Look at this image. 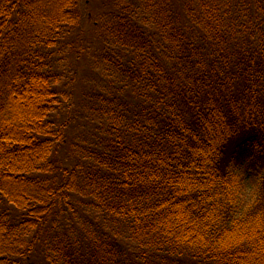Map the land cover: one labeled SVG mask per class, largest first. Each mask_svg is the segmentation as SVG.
<instances>
[{"label":"trees","instance_id":"obj_1","mask_svg":"<svg viewBox=\"0 0 264 264\" xmlns=\"http://www.w3.org/2000/svg\"><path fill=\"white\" fill-rule=\"evenodd\" d=\"M87 1L0 0V264H264V0L93 5L119 76L76 154Z\"/></svg>","mask_w":264,"mask_h":264},{"label":"rangeland","instance_id":"obj_2","mask_svg":"<svg viewBox=\"0 0 264 264\" xmlns=\"http://www.w3.org/2000/svg\"><path fill=\"white\" fill-rule=\"evenodd\" d=\"M113 2L116 5L128 4L132 10L136 9L137 12H141L140 6H137L133 0H88L84 22L80 27L84 35L88 36V39L84 41L86 45L76 46V43L72 42L56 52L59 64L63 65L62 70L65 72L63 81L68 82L66 88L69 92L72 91V95L69 94L67 98V105H69L67 106V116L73 121L71 125L77 124L73 132V141H71L76 154H83L85 147L90 149L95 135L100 138L104 137L101 127L106 126L105 118L101 115L91 116L89 97L92 94L97 95L99 91L107 94L111 90V84L118 81L119 75L116 68L105 58L106 50L99 43L100 37L107 39L106 41L110 40L108 33L100 25L95 24V17L99 13L97 14L93 9V5H95L101 11V15L106 14L109 10L115 9ZM90 8L94 11V15L91 14ZM103 18H106V15ZM120 88L119 82L116 91L119 92ZM245 184L248 201L251 191L255 188V181L249 178ZM75 234L80 235L81 231H76Z\"/></svg>","mask_w":264,"mask_h":264}]
</instances>
